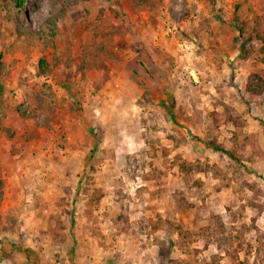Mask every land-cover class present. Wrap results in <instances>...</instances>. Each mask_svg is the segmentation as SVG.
<instances>
[{"label":"rangeland","instance_id":"1","mask_svg":"<svg viewBox=\"0 0 264 264\" xmlns=\"http://www.w3.org/2000/svg\"><path fill=\"white\" fill-rule=\"evenodd\" d=\"M17 1L0 264H264V59L237 38L264 0Z\"/></svg>","mask_w":264,"mask_h":264},{"label":"trees","instance_id":"2","mask_svg":"<svg viewBox=\"0 0 264 264\" xmlns=\"http://www.w3.org/2000/svg\"><path fill=\"white\" fill-rule=\"evenodd\" d=\"M24 3L25 0H18L16 3V7L23 9ZM240 8H241V3H238L235 7V13H236L235 20L239 19L238 12ZM241 23H242L241 27L238 26L237 28V31L239 33V37L237 36V38H238V43H239L238 45L241 56L244 58H248L251 54L258 53L263 55V59H264V32L260 31L257 28L247 29L245 26L246 23L245 22H241ZM2 66L3 64L0 61V73ZM46 67H47V61L43 57L40 60V73H45L47 71ZM252 80L254 84L252 83L249 84L250 91L257 92L264 87V79L260 75L254 74L252 76ZM214 149L221 150L224 153L229 154L232 158L237 159L233 154L219 148V146H215Z\"/></svg>","mask_w":264,"mask_h":264}]
</instances>
